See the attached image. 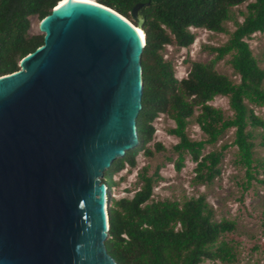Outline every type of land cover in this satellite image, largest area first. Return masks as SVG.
<instances>
[{
	"label": "water",
	"instance_id": "1",
	"mask_svg": "<svg viewBox=\"0 0 264 264\" xmlns=\"http://www.w3.org/2000/svg\"><path fill=\"white\" fill-rule=\"evenodd\" d=\"M148 5L131 21L58 2L39 21L43 44L0 77V264H117L103 177L138 148Z\"/></svg>",
	"mask_w": 264,
	"mask_h": 264
},
{
	"label": "trees",
	"instance_id": "2",
	"mask_svg": "<svg viewBox=\"0 0 264 264\" xmlns=\"http://www.w3.org/2000/svg\"><path fill=\"white\" fill-rule=\"evenodd\" d=\"M61 0H0V77L19 70L21 60L43 44V34H31V18L39 21L50 14ZM131 20L137 3H149L141 11L145 46L141 55L143 77L142 108L136 119L138 148L114 160L104 173L109 194V227L105 246L117 264H239L236 254L224 239L235 225L216 220L206 196L177 200H153L154 187L162 180L159 167L150 174L147 167L137 173V185L131 198H113L119 185L114 176L137 166L143 152L154 139V120L161 114L173 121L169 134L178 139L172 147L174 168L180 172L185 156L195 164L194 183L209 185L221 173L220 163L228 145L204 154L231 129L238 163L250 180L264 186V160L254 158V140L264 148V120L252 107L264 108V69L260 68L245 41L256 33L264 35V0H96ZM246 3L245 12L236 7ZM238 15L242 21H238ZM231 22L235 29L228 41L211 48L216 53L208 63L190 62L187 76L177 79L171 60L163 57L167 46L186 49L196 39L195 31L226 33ZM230 56V65L239 83L217 73L214 64ZM228 99L231 116L209 105L215 97ZM195 123L203 140H192L186 133ZM256 130H261L256 133ZM154 152L165 151L160 143ZM256 163V164H255ZM258 179L253 173L260 174ZM253 172V173H252Z\"/></svg>",
	"mask_w": 264,
	"mask_h": 264
},
{
	"label": "rangeland",
	"instance_id": "3",
	"mask_svg": "<svg viewBox=\"0 0 264 264\" xmlns=\"http://www.w3.org/2000/svg\"><path fill=\"white\" fill-rule=\"evenodd\" d=\"M245 8L246 3L234 10L236 13L245 12ZM238 21H242V17L239 15ZM38 24L39 20L32 17L31 34H41ZM225 28L226 33L194 29L192 31H195L196 39L191 47L186 49L166 47L163 57L172 61L177 79L180 80L187 76L190 62L208 63L214 59L216 53L210 49L223 46L235 29L231 22H228ZM245 41L249 44L259 67L264 69V35L256 33ZM229 61L230 56H225L214 64V70L238 84L239 76L233 71ZM209 105L221 110L226 116L232 115L228 99L225 97H215ZM252 108L256 116L264 120V108ZM153 126L155 128L154 139L147 145L154 153L153 156L147 157L141 152L137 156V166L134 169L130 170L126 167L116 174L114 180L119 182V185L112 189L111 197L116 199L131 198L139 187L137 185L139 170L147 167L151 174L156 167H159L162 180L154 187L153 200L168 199L182 202L191 197L206 196L207 202L215 212L216 220L225 219L235 225L234 231L227 233L224 239L233 247L236 262L239 264H264V186L256 180L248 182L245 168L238 163L237 148L232 144L234 130L227 131L215 146L207 147L204 150V154H207L210 151L218 150L222 145H228L219 165L220 175L211 184L202 185L194 183L195 164L189 156H185L184 167L180 172L174 168L176 155L173 153L172 147L178 143V139L169 134V129L175 126L173 121L161 114L154 120ZM260 131L256 130V133ZM186 133L192 140L204 139L199 127L193 122L187 126ZM254 142L256 144L254 158L257 161L264 160V148L259 145L258 139ZM156 143H160L165 151L154 152ZM258 171L259 175L252 173L258 179H262L261 171L259 169Z\"/></svg>",
	"mask_w": 264,
	"mask_h": 264
},
{
	"label": "bare ground",
	"instance_id": "4",
	"mask_svg": "<svg viewBox=\"0 0 264 264\" xmlns=\"http://www.w3.org/2000/svg\"><path fill=\"white\" fill-rule=\"evenodd\" d=\"M66 1H68V0H62V1H60L59 2V6L62 5ZM81 1H85V2L90 3V4L97 3L95 0H81ZM135 30H136V33L139 35L140 39H142V41L144 42V35H143L142 30L140 28H138V27H135Z\"/></svg>",
	"mask_w": 264,
	"mask_h": 264
}]
</instances>
